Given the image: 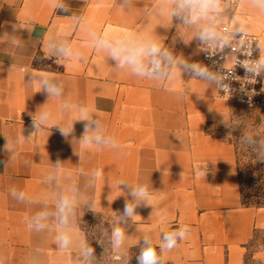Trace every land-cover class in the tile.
<instances>
[{
  "label": "crops",
  "instance_id": "1",
  "mask_svg": "<svg viewBox=\"0 0 264 264\" xmlns=\"http://www.w3.org/2000/svg\"><path fill=\"white\" fill-rule=\"evenodd\" d=\"M165 7L166 0H0L5 264H76L85 254L81 223L90 213L108 221L112 251L121 258L148 239L162 261L173 264H264V207L242 206L234 149L214 131L229 125V103L217 97L213 80L179 67L181 61L189 64L186 51L195 37L199 43L197 33L208 22L186 25ZM222 7L216 29L229 23L235 31L242 23L264 59V13L249 0H223ZM86 19L112 36H150L174 53L170 78L155 81L114 67L90 46L81 27ZM49 40L78 48L82 61L49 51ZM199 61L200 54L198 66ZM41 77L61 94L49 96ZM81 109L98 122L87 133ZM44 112L50 118L42 121ZM96 134L121 146L98 143ZM141 187L149 203L133 196ZM21 192L24 200L18 199ZM64 196L72 203L68 222L61 225L57 205ZM126 203L134 206L131 217L124 216ZM41 212L48 213L45 227L29 229ZM183 225L189 228L186 238L161 251L163 234ZM116 227L125 233L120 247L112 242ZM61 231L71 238L63 249L57 243Z\"/></svg>",
  "mask_w": 264,
  "mask_h": 264
},
{
  "label": "clouds",
  "instance_id": "2",
  "mask_svg": "<svg viewBox=\"0 0 264 264\" xmlns=\"http://www.w3.org/2000/svg\"><path fill=\"white\" fill-rule=\"evenodd\" d=\"M253 9L264 13V0H249ZM223 0H166L165 11H168L171 16L179 18L184 24H196L199 21H207L197 33L201 42L211 43L220 49L231 48L234 52L235 48L231 47V41L228 36L221 35L215 25V20L223 12ZM62 10L67 11L63 5H59ZM81 27L87 32L90 46L102 51L106 54L108 60L114 63V67L119 69H128L132 75L137 77H146L155 81H163L169 79V66L175 68V63L171 54L162 48L148 35H137L134 33H126L120 36H112L107 32H99L93 26L90 20H83ZM244 32L243 24H239L235 30L236 35H242ZM47 49L58 53L64 59L77 63L82 61L83 53L72 45L67 43L57 44L55 40H49L46 45ZM264 66V59H261L256 67ZM179 67L185 71L194 73L197 77L205 80H216L217 77L210 73L206 68H201L198 65H189L183 61L180 62ZM245 71H254L253 67L248 64L243 65ZM172 75H175L173 71ZM41 83L44 90L49 96H59L61 89L56 86L54 82L46 77H41ZM50 118L49 112L42 113L40 119L42 121ZM80 119L84 121L85 133L89 131L90 126H98V122L91 120L87 109H81ZM33 126H37V122L33 121ZM61 134H64V129H60ZM90 137L85 135L84 140L88 142ZM95 140L98 143H110L112 147H120L116 139L102 141L100 134L95 135ZM183 173H181V176ZM204 175V173H200ZM99 176V172L96 173ZM12 195L16 196L15 190ZM134 197H139L144 203H149L150 197L145 187L139 188L138 191L133 192ZM25 195L21 192L18 199L24 200ZM72 201L68 196L61 198L57 205V212L59 214V222L61 225H66L68 222V215L71 212ZM134 206L125 204L124 216L131 217L134 214ZM48 213H38L32 223L28 224L29 229L35 227L36 230H41L45 227L43 223L47 219ZM189 228L183 225L179 230L169 231L163 234L164 243L160 246L161 251L167 248L171 251L176 247L178 241L186 238ZM70 234L67 231H61L57 236L58 247L66 248L70 243ZM125 239L124 231L116 227L112 232V242L114 246L120 247ZM144 247L137 256V264H162L161 257L157 252V248L153 247L148 239L144 240ZM94 250L91 247L85 246V254L89 257L93 255ZM0 264H5L3 256H0Z\"/></svg>",
  "mask_w": 264,
  "mask_h": 264
},
{
  "label": "rangeland",
  "instance_id": "3",
  "mask_svg": "<svg viewBox=\"0 0 264 264\" xmlns=\"http://www.w3.org/2000/svg\"><path fill=\"white\" fill-rule=\"evenodd\" d=\"M196 38L186 51L189 65H196L199 59ZM229 107V125L214 131L216 135L224 137L232 145L247 184L249 181L247 175L252 172L253 177L260 176V167L264 164V110L248 111L232 103H229ZM81 228L86 234L87 247H91L94 252L91 257L86 254L78 257L76 264H137L136 258L145 246L144 243L131 245L123 258L116 256L111 247L110 226L103 216L86 214ZM157 252L160 255L158 249ZM162 264L173 263L162 261Z\"/></svg>",
  "mask_w": 264,
  "mask_h": 264
},
{
  "label": "built area",
  "instance_id": "4",
  "mask_svg": "<svg viewBox=\"0 0 264 264\" xmlns=\"http://www.w3.org/2000/svg\"><path fill=\"white\" fill-rule=\"evenodd\" d=\"M217 31L230 38L236 51L199 39V67L217 77L213 81L219 99L248 111L264 110V66L256 67L261 60L257 39L246 33L236 35L229 23L221 24ZM245 63L254 71H245Z\"/></svg>",
  "mask_w": 264,
  "mask_h": 264
},
{
  "label": "trees",
  "instance_id": "5",
  "mask_svg": "<svg viewBox=\"0 0 264 264\" xmlns=\"http://www.w3.org/2000/svg\"><path fill=\"white\" fill-rule=\"evenodd\" d=\"M235 159L242 206L246 208L264 207V164H262L260 167V176L253 177L252 172L247 175L249 181L246 184L243 177L244 175H242V172L239 167L237 154H235ZM248 184L252 186L248 187Z\"/></svg>",
  "mask_w": 264,
  "mask_h": 264
}]
</instances>
